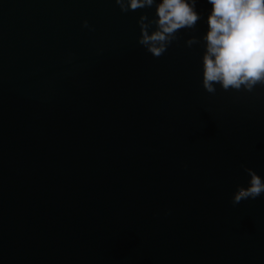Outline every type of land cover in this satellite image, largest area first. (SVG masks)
Listing matches in <instances>:
<instances>
[{
	"label": "water",
	"instance_id": "1",
	"mask_svg": "<svg viewBox=\"0 0 264 264\" xmlns=\"http://www.w3.org/2000/svg\"><path fill=\"white\" fill-rule=\"evenodd\" d=\"M159 2L0 0V264H264V83L203 88L207 0L150 52Z\"/></svg>",
	"mask_w": 264,
	"mask_h": 264
},
{
	"label": "clouds",
	"instance_id": "2",
	"mask_svg": "<svg viewBox=\"0 0 264 264\" xmlns=\"http://www.w3.org/2000/svg\"><path fill=\"white\" fill-rule=\"evenodd\" d=\"M153 2L127 0V8L121 4V10H135L151 6ZM207 3L210 9L203 37V88L213 92V85L219 84L224 90H238L242 85L250 89L257 83H264V0H207ZM156 16L159 30L150 36L144 34L141 40L151 45L149 51L154 55L163 52L164 42L174 31L192 27L200 19L195 0H160ZM249 176L248 186L238 189L233 203L255 199L264 193V179L252 172Z\"/></svg>",
	"mask_w": 264,
	"mask_h": 264
}]
</instances>
